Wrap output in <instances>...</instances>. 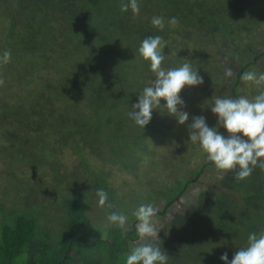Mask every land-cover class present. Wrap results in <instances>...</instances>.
Returning a JSON list of instances; mask_svg holds the SVG:
<instances>
[{"label":"trees","instance_id":"obj_1","mask_svg":"<svg viewBox=\"0 0 264 264\" xmlns=\"http://www.w3.org/2000/svg\"><path fill=\"white\" fill-rule=\"evenodd\" d=\"M122 2L128 0H0V55L4 51L11 52L10 63L0 64V77L3 78L4 72L19 62L18 66L21 69L17 75L19 84L17 90L30 92L28 82L35 67L41 66L55 72L61 69L55 59L58 52L61 51L68 56L70 52L72 62L79 66L75 67L78 81L74 83V75L71 76L69 83L63 82L61 90L52 95L56 105H60L63 99H72L64 100L69 106L66 112L49 109L48 103L47 110L41 107V112H36V107L21 110L17 107V110L13 111L3 96L13 90L12 84L8 85L6 82L3 88L0 86V142L4 143L0 145V161L3 169L6 166V170L11 171L6 180L14 182L18 186V191L17 182L29 180L27 171H32L33 165L41 164L45 168L52 166L50 176L55 178L56 189L64 193L55 203L58 206L61 204L64 216L63 214L59 216L63 218L62 230L59 232L61 240L55 244L53 250L51 249L52 254L49 242L57 233L55 229V232H50L51 229L43 220L49 218V215H45L43 219L30 215L33 210L29 206L34 203L31 201H24L26 206L6 205L7 201H3L5 204L0 203L2 214L0 224L5 228L3 233L6 239V244L0 246V263L6 264L8 260L16 259L20 249L32 246L29 250L32 257L39 258L46 264H126L127 255L132 247L131 242L139 239L134 227L137 221L133 216V212L141 205L139 200L135 201L137 204L133 208L126 209L124 206L128 200L109 195L112 202L123 208V210L113 208L111 213L130 216L126 227H131V231L127 242L123 236V229L110 225L103 229L107 231V236L102 239L100 237L102 233L88 223L89 206L85 199L86 194L80 191L74 194L67 193L69 188L65 187L64 183L76 186L79 185V181L71 178L60 182L57 172L61 167L56 164L57 161L39 158L35 153L29 157L31 156L29 151L38 152L45 139L54 142L52 151L56 150L62 154L58 148L62 145L67 147L63 144L65 142L52 138L54 134H48L45 130V122L59 116L65 121V126L62 125L60 128L71 131L69 135L73 140L68 145H77L75 154L83 167L89 168L90 161L96 160L102 164L96 171L99 176L92 175L95 177L94 185L91 186L89 183L87 185L92 189L88 194H96L99 189L104 191L107 189L106 178L113 172H105L104 165L118 166L116 168L118 172H128L131 171V164L136 165L144 156L149 160L144 151L152 149V143L169 131L162 129L165 116L163 100L161 107L153 110L152 119L144 129L136 125L129 116L131 107L135 104L133 99H139V95L150 85L148 81L154 75L150 61H145L138 51L145 38L157 35L163 38L164 45L168 47L163 49L165 59L162 67L167 70L181 66L182 54L190 48L188 44L193 37L197 36L199 42L205 44L201 49L192 52L193 55L190 56L192 69L195 71L196 68L197 70L200 68L198 73L203 74L202 87L205 85L210 92L225 91L224 94L230 98L240 97L238 88L242 84L241 75L251 71L260 59L257 57L260 53H255V49L258 44L264 43V31L262 32L264 13L259 9L264 4L261 0H259L261 4L257 0L254 5L250 4L249 0H138L140 7L138 16H134L130 8L128 12H122L120 8ZM261 9L264 10V7ZM154 16L164 18L163 31L153 26L151 21ZM172 17L178 19L176 25L168 23ZM219 43L220 50L226 51L228 57L227 61L224 60L223 64L217 66L215 63L217 58H224L225 55L222 52V56L219 52H212L210 46L218 48ZM174 47H178V50L172 49ZM81 58L84 60L79 64ZM209 66L215 68L210 69ZM229 67L234 75L226 78L225 68ZM34 84L35 86L38 84V79ZM192 88L185 86L182 89L184 93L181 94L190 99L193 94ZM47 90L55 89L52 87L48 89L45 85L43 91L46 94ZM49 98L47 95L38 97L44 101ZM81 99L84 105L78 109L80 113L72 115V107L75 104L80 105ZM86 109L94 114H89ZM121 112H124L125 116ZM105 113L111 115H103ZM76 116L84 117L74 119ZM86 121H95V124L83 126L82 123ZM218 131L220 134L224 132L223 128ZM17 142L25 146L35 143L26 150H21L17 148ZM141 148L145 150L141 151ZM85 153L93 159L85 156ZM137 153L141 155L137 156L135 161L132 158ZM5 162H8V165ZM149 162L152 167H158L157 161L151 159ZM209 164L214 162L210 161ZM204 170L205 166L201 167L194 173V178L200 176ZM238 170L237 167L235 171L225 173L220 181L219 191L201 193L185 212L176 213L175 227L177 230L183 228L180 245L170 243L169 239L163 237L161 231L159 235L161 247L167 255H171L167 264H174L179 260L178 250L183 246L185 252L196 249V256L184 258V264H222V260H217L214 254L207 258L205 256L211 242L221 239L228 230L231 229L235 237L243 232L241 227L245 226L237 220L241 215L237 212L239 199L240 203L244 200L264 202V177L261 178L260 174L254 180L251 178L247 181L246 178L237 181L235 172ZM254 170L264 173L259 166ZM88 172L91 175L90 169ZM181 182L185 183L184 186L179 188L174 186L169 190L165 196L166 208L157 212V217L168 215L171 202L185 191L190 180ZM4 184L5 181L0 178V190ZM39 184L44 183L40 181ZM37 194L40 197L44 196L41 190L36 191L35 195ZM20 197L24 198L25 195L20 194ZM42 205L49 206L46 202ZM256 213L264 219V208L254 213L257 220ZM258 224L262 225L261 231H264V220H260L249 226L252 228L249 234L258 235L261 232ZM233 241L238 247L248 246L245 237ZM19 245L22 247H18Z\"/></svg>","mask_w":264,"mask_h":264},{"label":"rangeland","instance_id":"obj_2","mask_svg":"<svg viewBox=\"0 0 264 264\" xmlns=\"http://www.w3.org/2000/svg\"><path fill=\"white\" fill-rule=\"evenodd\" d=\"M261 1L262 4H264V0ZM256 2L257 0H249V3L252 5H254V3L256 4ZM258 3L261 4L259 0ZM261 8H259L260 11L264 13V10H262ZM263 31L264 25L262 28V32ZM203 44L205 43L201 44L198 40V37L194 36L193 40H191L188 44L190 48H187L186 52L183 53L181 56V58H183V60H180L182 62L181 66L184 63L191 64L190 56L193 55L192 52L201 49L203 47ZM210 48V50L214 53L219 52L221 55L222 52L225 55L224 58H217V61L215 62L217 66L219 64H223L224 60L227 61V52L222 49L220 50V43L218 48H214L213 46H210ZM172 49L178 50V47H174ZM68 53L69 56L60 51L58 52V55H55L56 64L61 66V69L56 68L57 70H59L57 72L46 70L41 66L35 67L34 72L29 78L30 81L28 82V85H30V92L23 89L17 90L19 87V84L17 83V75L19 73L18 71H20L21 69H19L20 66H18L19 62L13 64L7 71L4 72V85L6 84V82L8 83V85L11 83V89L13 90H11L9 94L6 93V95L4 94L3 96H5L4 99L7 101L13 111L14 109L17 110V107L19 108V110H21L22 108L27 109L30 107L34 109L36 107V112H41V107L43 108V110H47V103L48 105H50L49 109H52L54 111L66 112L69 109V106L64 100L72 99H63V101H60V105H56L54 104L55 99L52 96L55 94V92H59L61 90V85L63 84V82L67 81L69 83V79L71 76L74 75V83L78 81L76 68H78L79 66L74 65L75 63L71 60L70 52ZM255 53H260L259 56L253 54L255 57H260V59L258 60L257 64H255L251 68V71H254L257 74L264 73V43L258 44L256 46ZM185 58H187V60ZM83 60L84 58H81L78 63L80 64ZM208 68L212 69L215 67L209 66ZM198 70L197 68L195 69V71ZM199 75L202 76L203 74ZM36 79H38V84L35 86L34 83ZM153 79H155V74L151 76L150 80L148 81L149 84ZM45 85H47L48 89L52 87V89L55 90H47L46 94L45 91H43ZM1 88L3 87L1 86ZM207 89L208 88L205 85L203 87L202 85L193 87V94L190 96V99H186L187 96L181 94L184 93V91H181L180 96L186 104V107L182 108L181 110L189 113V120L184 125L178 124L177 119L174 116L168 115L167 111L163 109L165 116L162 124V129H165L169 132L161 136L160 139L157 138L156 142L152 143L151 145L152 149L148 148L146 151H144V154L148 158H150L149 160L153 159L154 161H157L158 167H152L151 163L145 158V156L143 157L142 161H137V156L141 155V153H137V155L132 158L133 160L137 161V164H131V171L128 172H118V170L116 169L118 168V166L111 167L109 165H104L105 172L112 171L113 174L106 178V184L108 185L107 189L105 190V192L107 193V201L103 207L99 206L98 197L96 194H88L92 192L91 186L94 185V176H99L96 171L102 164L99 163L98 160H96L94 162L90 161L89 168L83 167L81 160L75 154L77 145H68L73 140L72 138H70L69 135L71 131L67 128H60L62 125L65 124V121L62 120L59 116L47 120L45 122V130L48 132V134H54L52 138L57 139L59 142H65L63 144L67 145V147H64L62 145L58 148V150L62 152V154L57 153L56 150L52 151L51 147L53 146L54 142L47 141L44 139V144L42 147L38 148V152H34V150L29 151V153H31V156L29 157L34 156L35 153L36 156H39V158L45 157L47 159L49 158L53 161H57L56 164L61 167V170H58L57 172V177L60 182L64 181V179L66 180L71 178H76L75 180L79 181V185L76 186L64 183L65 187L69 188L67 190V193L74 194L76 191H80L86 194L85 199L89 206L88 223L91 227L97 228V230L102 233L100 236L102 239H105L107 236V231L103 229H106V227L110 226L108 216L110 215L112 209L117 208V210H123V208L120 207L118 204L112 202V199H109V195L113 194L119 196V198L124 197L126 200H128V203L124 206L126 209L133 208V206L137 204L135 203V201L139 200L141 205L152 204L157 209V212H161L166 208L167 201L165 196L167 195V193H169V190L173 189L174 186L178 188L184 186L185 183H180V181L190 180V183L186 187L185 191L171 202L172 206L168 215L161 218L155 216L153 217L152 221L158 229L161 228L159 235L161 231H163V237L169 239L170 243H173L174 245H180L182 243L183 238V228L177 230L175 227L176 213L185 212L190 207V205L196 202L198 196L201 193L210 190L219 191L220 181L223 179L226 173L221 170H218L214 164H209L210 160H208L207 154L202 150L198 142H190L189 125L192 123V118L195 116H204L209 127H217L218 117L211 112L210 107L213 105L214 99L217 97L230 98L227 94H224L225 91L211 90L210 92ZM262 91H264V85L257 86L252 82H242V84L238 88V94L240 96L248 98L249 100H253ZM41 95H47V98H50L46 99L45 101L43 99H38V97H41ZM133 101L134 103H136L138 99H133ZM50 102H52V104ZM83 105L84 102L81 99L80 105L75 104V106L72 107L73 110L71 114H79L80 112L78 109ZM163 105L164 108H166L165 100H163ZM86 110L89 114H94L88 109ZM121 113L123 116H125L124 112ZM103 115H111V113H105ZM82 117L84 116H76L74 119ZM117 117L119 116L117 115ZM92 123L94 125L95 121H86L82 123V125L87 126ZM222 128L223 127H219L218 129L220 130ZM223 130L224 132L222 135L228 136L227 130L225 128H223ZM23 136H26L27 138L31 137L29 135ZM0 145H4V143L0 142ZM30 145L25 146L22 143L17 142V148L21 150H26ZM143 150H145V148H141V151ZM88 153H90V151H88ZM88 153H85V156L88 157ZM106 156H108V154H106ZM88 158L93 159V157ZM183 158H185V160H183ZM5 164L8 165V162H5ZM204 166V172L195 179L194 173L199 171V169ZM178 167L180 169H178ZM52 168V166L45 168V166H42L41 164L39 166L33 165L32 171H27L29 175V180L25 182H17L19 185V190L17 191L18 186L14 184V182L12 183L6 180L7 177H9V173L11 171L6 170V166L3 169L2 161H0V178L5 181V184L0 190V203L5 204L3 201H7L6 205L26 206L23 203L24 201L34 202L31 204V206H29L33 210L32 213L29 214L35 215L42 219L43 217H45V215H49V218H45L43 220L46 224H48V228L51 229L49 230L50 232H55L56 230L55 233L57 234L53 239V242H55L56 240H61L59 232L62 230L63 218L59 216L61 214H63L64 216V211L61 208V204L58 206L55 203L59 200V196L64 195V193L56 189L57 183L55 182V178L53 179V177L50 176ZM89 169L91 170V175L88 172ZM260 174L261 178L264 177V173H260L257 172V170H254V172L247 179V181H249L251 178L254 180ZM17 176H19V174H17ZM40 181H43L44 184L40 185ZM88 183L91 186H87ZM39 190L43 192L44 196L40 197L39 194H37L38 196L35 195L36 191ZM20 194L25 195V197H20ZM44 202L48 203L49 206H43L42 204ZM108 205H111V207H109ZM237 205H239L237 212L241 213L237 220L244 224L245 228L241 227L243 232L240 236L235 237V233L231 232L230 229L224 234L221 239L213 240L211 242L209 250H207L205 258L214 254L217 256V260H221V255L227 253L230 261L233 258L235 252L244 248L238 247L236 242H234L233 240L245 237L246 244L248 245V237L250 235L249 232H251L250 230L252 229L251 227L249 228V226H251L253 222L264 220L260 216V214L257 213L256 220L254 214L258 209L264 208V202L257 203L254 201L244 200L242 203H240L239 199ZM48 209H55V211L52 212ZM126 216L128 218L130 217L128 215ZM1 220L2 214L0 213V221ZM261 226V224H258L260 231L262 228ZM4 229V226L0 224V246H4L6 244V239L4 238L3 233ZM262 232L264 231H261L260 233ZM144 242L145 241L140 240L139 237L137 241L131 242V246L135 247L137 243ZM18 247H22V245H19ZM54 247L55 246L52 245L49 247L51 254L53 253L52 250ZM184 248L185 246L179 248V260H177L174 264H184V258L190 259L196 256L195 248L189 251L187 250L186 252L184 251ZM31 249L32 246L23 247L22 249H20L18 251V255L16 257V260L14 261V264H28V261L34 259L29 251ZM73 252H75V249H73ZM170 256L171 255H168V261ZM222 264H224V261H222Z\"/></svg>","mask_w":264,"mask_h":264},{"label":"clouds","instance_id":"obj_3","mask_svg":"<svg viewBox=\"0 0 264 264\" xmlns=\"http://www.w3.org/2000/svg\"><path fill=\"white\" fill-rule=\"evenodd\" d=\"M120 8L122 12H128L130 8L134 16L140 13L138 0L122 2ZM151 22L154 27L163 31V17L154 16ZM168 23L176 25L178 19L172 17ZM164 47L163 38L157 35L145 38L138 50L145 61H150L151 71L155 74V79L143 89L138 102L132 105L129 112L130 118L143 129L150 123L153 110L161 107L162 99L166 101V108L163 109L168 115L174 116L178 124L184 125L189 120V113L181 110L186 104L180 93L185 86L195 87L203 84V78L189 63H184L178 68L164 69ZM10 61L11 52L4 51L0 55V64ZM224 74L226 78L234 75L230 67L225 68ZM240 79L244 83L264 85V73L246 71ZM4 83V79L0 77V86ZM210 108L218 117L217 127H209L204 116L193 117L189 125L190 142H198L208 160L214 162L218 170L235 171L238 167L239 170L235 172L237 181L249 178L256 166L264 170V159H261L264 158V91L253 100L244 96L217 97ZM219 127L225 128L229 135L225 137L220 134ZM96 195L99 206L103 207L107 201V193L99 189ZM156 215L157 209L152 204H142L133 212L137 221L134 225L135 231L140 240L145 242L131 247L126 264H167L168 255L162 250L159 237L161 228L158 229L152 222ZM108 221L110 225L126 229L128 217L123 213L112 212ZM128 229L131 231V227ZM220 259L224 264H264V232L259 235L251 233L248 246L235 252L230 261L227 253L222 254Z\"/></svg>","mask_w":264,"mask_h":264},{"label":"crops","instance_id":"obj_4","mask_svg":"<svg viewBox=\"0 0 264 264\" xmlns=\"http://www.w3.org/2000/svg\"><path fill=\"white\" fill-rule=\"evenodd\" d=\"M129 233H130V230L128 228L123 229V236L126 238L127 242L129 240L128 239L129 238ZM58 242H60V240H56L55 242H53V237H52V238H50L49 246H51V245L52 246H55V244H57ZM33 254H35V251L33 252ZM15 260L16 259H14V260H8L6 262V264H14V261ZM32 262H35L34 264H46V263H43L41 261V259H39V258H37V259H31L30 261H28V263H32ZM0 264H5V263H0Z\"/></svg>","mask_w":264,"mask_h":264}]
</instances>
